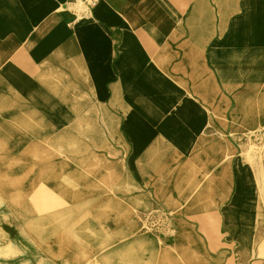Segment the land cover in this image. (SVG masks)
Returning <instances> with one entry per match:
<instances>
[{
	"label": "crops",
	"instance_id": "0c3cea01",
	"mask_svg": "<svg viewBox=\"0 0 264 264\" xmlns=\"http://www.w3.org/2000/svg\"><path fill=\"white\" fill-rule=\"evenodd\" d=\"M0 56L20 101L58 105L61 124L45 120L35 142L77 140L98 158L70 163L75 172L59 179L75 183L74 215L96 217L85 239L117 244L132 198L148 199L149 212L167 203L133 168L164 143L177 167L208 174L201 184L176 174L170 244L191 249L187 261H200L197 246L214 264H264V153L249 160L245 142L226 155L228 133L264 129V0H0ZM49 88L57 94L46 99ZM43 154L35 178L54 165ZM145 209L134 214L140 228ZM48 225L50 236L66 229L56 217Z\"/></svg>",
	"mask_w": 264,
	"mask_h": 264
},
{
	"label": "bare ground",
	"instance_id": "6f19581e",
	"mask_svg": "<svg viewBox=\"0 0 264 264\" xmlns=\"http://www.w3.org/2000/svg\"><path fill=\"white\" fill-rule=\"evenodd\" d=\"M56 89L49 88L43 95L48 96L45 98L49 99L50 96L57 94ZM20 98L21 96L15 86L0 72V191L16 207L24 203L21 210L30 217L34 215L31 204L27 199L20 200V197L31 193L32 190H37L41 193H55V190H60L63 195H70L69 197H60L56 202L61 201L65 205L68 202L72 205L74 203V196L72 195L74 194L75 183L72 181H60L59 179L63 173L71 174L75 172L66 169L70 163L75 161L83 162L86 159L87 162L92 159L96 161L98 158L92 155L91 150L89 154L80 153L78 151L79 148H77V144H79L77 140L65 143L46 142V144L35 142L36 136L44 137L45 130L44 128L41 129V127H45V120H53L57 125L61 124L62 118L58 112V105L50 100H34L32 104L29 103L31 105L29 107L25 105V102L20 101ZM36 108H40L42 111L40 112ZM92 125L94 126V123L90 121L85 126L82 125V127L90 129ZM39 147H42V149ZM159 147L161 148L147 151L145 160L142 158L133 168L137 176L148 185L154 186L156 195L160 198L163 197L167 204L170 205V198L168 197L171 190L174 189L176 174L184 173L189 175V178L196 175L195 179L197 180L195 181L200 184L203 178H208V174L202 168L198 169L185 164L177 167L174 150L164 143H161ZM42 153L50 162L54 161V165L44 167L35 179H31L29 174L36 173L37 166L35 165L38 164V161L35 160L39 159ZM263 153L258 154L259 157ZM230 154V151L226 152L227 157ZM62 156L64 159L57 161V157L62 158ZM215 164L216 162L211 163L204 170H217ZM197 171L201 174L200 176L196 174ZM18 172L22 174L21 179L17 177L20 174ZM67 177L71 176H63L64 180ZM130 188L131 190H138V183L132 181ZM90 189L88 188V190ZM141 201L139 202L138 199L133 198L131 200L129 233L121 231L115 234L125 238L122 243L112 245V243L109 244L110 241L107 239L98 240L95 243L88 241L82 235L81 229L84 230L87 227L98 228L97 222L93 220L96 217L89 214L76 216L72 211V220L70 222L67 219L69 220L67 222L69 225L65 226L67 229H64V233L59 227L55 226L53 228V235H56L54 238L55 245L49 243L43 249L57 258L65 256L71 260L72 264H90L89 260L92 257L95 258V262L97 261L95 264H214L212 259L202 256V249L197 246H194L193 249L199 252L200 261H187L186 253L190 252L191 249H188L185 245L179 247V250L177 246H172L170 244V233L167 238L155 237L153 230L149 226H141L140 228L136 225L134 214L138 208H144L145 204L147 208L145 210L150 207L148 199L145 203H141ZM34 203L35 206L39 205V201H34ZM66 213H71V211ZM29 217L27 220L28 233L32 235L40 246H45L46 238L52 234L51 225H48L51 218L50 215L44 216L40 214L35 220H30ZM123 220L128 221L127 214H125L124 218L122 216L119 218V222ZM34 222L37 223L36 229L33 228ZM146 225H148V222H146ZM168 225L167 231L173 233L174 228L170 224ZM91 230L94 232L93 229ZM99 233L103 237L109 236L103 229H100ZM128 235L129 239H126ZM185 236L184 231L183 234L180 233L177 239L181 241ZM74 255L77 257L75 258Z\"/></svg>",
	"mask_w": 264,
	"mask_h": 264
},
{
	"label": "rangeland",
	"instance_id": "374dc122",
	"mask_svg": "<svg viewBox=\"0 0 264 264\" xmlns=\"http://www.w3.org/2000/svg\"><path fill=\"white\" fill-rule=\"evenodd\" d=\"M226 137V152H233L234 149H238L239 146L245 144V142L248 145L247 152L249 160L260 159V153L264 152V129L262 128L248 133L236 131L228 133ZM21 175L20 173L17 177L21 179ZM29 177L33 179L35 178V174H29ZM148 188H151V186H148ZM27 195H23L19 199H27L28 202H30L34 214L30 216L32 218L21 210L24 203L16 207L10 203L0 191V264H72L71 260L67 259L65 256L57 258L43 249V247H46L49 243L54 241L55 236H48L45 240L46 243H44L45 246H40L27 230L28 217L30 220H35L40 214L44 216L50 215V220L56 217V219L60 220L64 228L69 225L67 222L69 220L71 222L72 220V208L62 204L61 201L56 202V200L60 198L56 193H41L37 190H32V192ZM34 201H39V205L35 206ZM163 205L164 206L156 204L151 207L150 212L147 214L149 217L147 220L148 225L145 224V227L149 226L154 233H157V236L170 233L166 229L170 222V205L167 203ZM53 210L57 213H52ZM68 210H70L71 213H66ZM36 227L37 223L34 222L33 228L36 229ZM210 229L212 231L215 229V221H213V219H211ZM90 237H88V241L93 240ZM114 241L117 244L123 242L118 236L115 237ZM79 245L85 246L83 244ZM74 257L76 258L77 256L74 255ZM89 262L90 264H95L97 261L95 262V258L92 257Z\"/></svg>",
	"mask_w": 264,
	"mask_h": 264
}]
</instances>
